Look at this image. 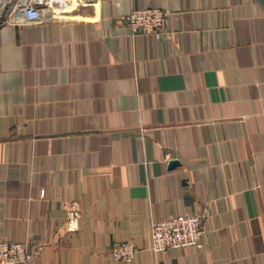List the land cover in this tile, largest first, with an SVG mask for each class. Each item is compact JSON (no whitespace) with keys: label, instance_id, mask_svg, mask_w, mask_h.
<instances>
[{"label":"crops","instance_id":"crops-1","mask_svg":"<svg viewBox=\"0 0 264 264\" xmlns=\"http://www.w3.org/2000/svg\"><path fill=\"white\" fill-rule=\"evenodd\" d=\"M0 3V238L35 234L31 264H264V0ZM153 5L160 36L119 20ZM182 208L205 246L155 251Z\"/></svg>","mask_w":264,"mask_h":264},{"label":"built area","instance_id":"built-area-1","mask_svg":"<svg viewBox=\"0 0 264 264\" xmlns=\"http://www.w3.org/2000/svg\"><path fill=\"white\" fill-rule=\"evenodd\" d=\"M46 1L24 0L21 11L25 17L38 19L39 11ZM167 19L166 10L158 5L137 6L119 16V20L125 21L133 33L151 32L156 36L165 32ZM167 157H169L168 153ZM202 218V211H188L184 208L159 218H153L151 247L155 251L192 245L204 247L205 236ZM43 245V241L35 234L17 240L1 237L0 264H31ZM136 250L137 246L131 240L116 241L112 244L110 254L115 258L129 260L135 256Z\"/></svg>","mask_w":264,"mask_h":264},{"label":"water","instance_id":"water-1","mask_svg":"<svg viewBox=\"0 0 264 264\" xmlns=\"http://www.w3.org/2000/svg\"><path fill=\"white\" fill-rule=\"evenodd\" d=\"M4 9H5V6L2 3H0V17L2 16V14L4 12ZM178 163H180V159L178 157L174 156V157L169 158L168 164L170 167H174V165H176Z\"/></svg>","mask_w":264,"mask_h":264}]
</instances>
